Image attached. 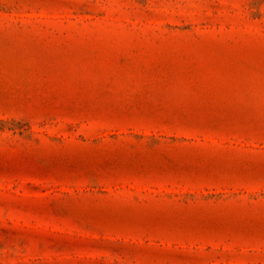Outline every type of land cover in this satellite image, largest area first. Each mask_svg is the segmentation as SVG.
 I'll return each instance as SVG.
<instances>
[{"label": "rangeland", "instance_id": "obj_1", "mask_svg": "<svg viewBox=\"0 0 264 264\" xmlns=\"http://www.w3.org/2000/svg\"><path fill=\"white\" fill-rule=\"evenodd\" d=\"M0 264H264V0H0Z\"/></svg>", "mask_w": 264, "mask_h": 264}]
</instances>
